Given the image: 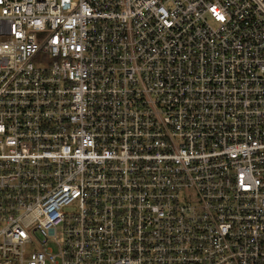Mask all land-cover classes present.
I'll list each match as a JSON object with an SVG mask.
<instances>
[{"label": "built area", "instance_id": "obj_1", "mask_svg": "<svg viewBox=\"0 0 264 264\" xmlns=\"http://www.w3.org/2000/svg\"><path fill=\"white\" fill-rule=\"evenodd\" d=\"M0 264H264V0H0Z\"/></svg>", "mask_w": 264, "mask_h": 264}, {"label": "rangeland", "instance_id": "obj_2", "mask_svg": "<svg viewBox=\"0 0 264 264\" xmlns=\"http://www.w3.org/2000/svg\"><path fill=\"white\" fill-rule=\"evenodd\" d=\"M76 209H77V207L75 206V211H76ZM58 233H59V236L61 237L62 236V229L61 228L58 230Z\"/></svg>", "mask_w": 264, "mask_h": 264}]
</instances>
